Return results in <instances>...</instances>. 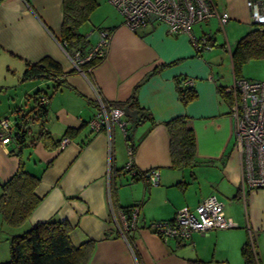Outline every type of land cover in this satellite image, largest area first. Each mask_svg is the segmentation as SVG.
I'll return each instance as SVG.
<instances>
[{"label":"crops","instance_id":"obj_1","mask_svg":"<svg viewBox=\"0 0 264 264\" xmlns=\"http://www.w3.org/2000/svg\"><path fill=\"white\" fill-rule=\"evenodd\" d=\"M211 2L218 13L226 11L228 18L223 26L214 15L196 23L201 24L198 29L191 27L193 36L205 35L213 45L200 52L186 33H170L162 22L129 29L110 5L118 16H107L105 25L81 31L87 36V51L97 43L99 30H110L104 58L88 71L73 69L59 41L62 0L0 2L1 79L16 76L13 63H18L23 73L28 63L46 57L56 61L60 71L67 72L63 82L56 86L52 79L22 77L34 83L25 88L22 97L32 100L30 95L37 89L47 94L42 120L53 137L58 138L67 128L77 129L63 146L49 149L35 140L21 149L26 166L41 175L36 191L42 199L25 228L38 221L67 220L74 243L86 239L94 242L87 264H245L241 249L246 243L257 263L264 264V187L242 190L233 118L229 103L218 90L230 86L235 76L232 73V82L227 81L221 68L219 72L214 68L226 57L232 68L230 52L253 22L247 0ZM154 68L157 71L144 79ZM180 79L181 85L190 79L196 91V98L186 105L178 97L176 80ZM138 83V102L145 115L136 111L123 115L131 140L125 139L116 123L110 125V132H92L87 121L97 110L96 92L109 103L121 102ZM20 103L9 110L0 109V119L9 117L19 106L28 110L32 105ZM182 114L194 132L197 163L177 168L171 164L164 122ZM8 122L14 127V118ZM115 129L121 132L120 139ZM130 144L134 145L131 155L127 148ZM17 146L13 139L0 142V183L17 167ZM129 159L140 172L158 169L157 183L150 184L122 169ZM210 194L223 203L224 214L234 226L194 231L183 242L173 237L164 239L147 227L151 221L171 219L183 206L193 209ZM134 204L138 207L136 227L133 233L124 232L119 208ZM0 227L6 229L1 218ZM14 230L7 239L20 233Z\"/></svg>","mask_w":264,"mask_h":264},{"label":"trees","instance_id":"obj_2","mask_svg":"<svg viewBox=\"0 0 264 264\" xmlns=\"http://www.w3.org/2000/svg\"><path fill=\"white\" fill-rule=\"evenodd\" d=\"M96 7V0H62V23L59 41L68 53L74 50H79L81 53L86 52L84 48L87 44V36L80 31V27L89 20L90 14ZM103 58L104 55H95L86 61L81 69L83 71L91 70ZM256 58H264V24L253 23V27L236 41L230 52V61L235 78H245L240 74L242 65ZM157 69H152L144 79L156 72ZM66 74L67 72L60 71L56 61L46 57L40 62L26 64L22 77L25 80L52 79L57 86L63 82L62 78ZM176 82L178 97L184 105L196 98V91L191 85H181L182 79L176 80ZM139 85L140 83L133 87L126 100L110 104L121 107L124 114L128 111H136L145 115V111L138 102ZM227 87V85L218 87V90L229 103V113H231L230 106L233 103V95L231 91L226 89ZM42 94L47 96L39 89L31 93L32 105L28 110L19 106L12 111L14 127H10L8 141L13 139L18 145L19 150L15 152L18 156V164L11 176L0 183V218L5 225L12 227L24 224L42 199V196L36 191L41 175L34 168L26 166V162L21 156V149L32 145L35 140H40L46 148H57L62 138H70L77 131L75 128H67L58 138L51 135L43 126L42 119L46 112L47 103L40 104L38 102V98ZM39 120L42 123L35 136L33 134L35 132L28 124ZM164 125L169 134V154L172 166L184 168L195 165L197 163L195 136L193 130L187 125L186 115H176L166 120ZM33 136H35L34 140L32 139ZM125 139L131 140L127 129ZM130 147L133 152L134 145L130 144ZM122 169L125 168L122 167ZM143 173L144 171L137 170V176L142 177ZM134 206L137 204L123 206L119 210L129 220ZM121 229L124 231L123 227ZM71 231L72 226L67 220L38 221L22 232L9 236V258L0 264H87L94 249V242L91 239H86L81 243H74L71 239ZM241 252L245 264H258L249 243L244 244Z\"/></svg>","mask_w":264,"mask_h":264},{"label":"built area","instance_id":"obj_3","mask_svg":"<svg viewBox=\"0 0 264 264\" xmlns=\"http://www.w3.org/2000/svg\"><path fill=\"white\" fill-rule=\"evenodd\" d=\"M109 2L122 16L123 23L129 29L135 30L147 23L162 22L170 33H186L198 52L202 49L210 50L213 45L205 35L199 38L193 36L191 27L207 21L214 15L218 16L223 26L228 18L226 11L218 13L215 10L211 0H109ZM247 5L251 22L264 24V0H247ZM109 38L110 31L101 29L98 41L92 48L84 53L79 50L67 52L73 69L81 71V66L91 57L104 55ZM184 84L190 85L191 80H186ZM226 89L233 95L230 114L233 118L235 146L241 160L242 190L264 187V81L234 77L232 84ZM95 100L97 110L87 121L89 129L92 132L101 130L110 132V125L116 123L126 134L128 121L123 118V109L105 101L99 91L96 92ZM38 102L46 104L48 97L42 94ZM9 131L8 117L0 119V142H8ZM67 141L68 137L62 138L59 147ZM127 148L128 154L131 155V147ZM124 168L132 176H137V170L130 159ZM141 176L150 184H155L158 181V169L146 170ZM119 214L124 231L133 232L138 219V207L132 208L129 220L122 211H119ZM234 225L235 223L224 214L223 203L214 194H210L193 209L183 206L175 212L173 219L151 221L147 227L164 239L173 237L183 242L190 239L194 231L207 232Z\"/></svg>","mask_w":264,"mask_h":264},{"label":"rangeland","instance_id":"obj_4","mask_svg":"<svg viewBox=\"0 0 264 264\" xmlns=\"http://www.w3.org/2000/svg\"><path fill=\"white\" fill-rule=\"evenodd\" d=\"M96 1L98 4L97 7L90 15L89 20L80 27V31L88 30L89 32L93 28L105 25V22H106L105 18H107V16L108 17L114 16V15L118 16V12L112 6H110L111 4H109L108 0H96ZM199 26H201V24L193 25L192 29L193 30L198 29ZM217 34H221V31H217ZM13 65L16 66V68L12 67V69L15 70V75H16L15 77L7 76V78L3 80L1 79L3 77L0 76V85H2L0 87V109H3V108L7 110H9V108L12 109L19 100L21 102L20 104L23 106H26L27 104H32L31 99H26V97H22V96H24L23 93L25 92L24 91L25 88L34 83L30 81L27 82V81L22 80L23 73H21V68L19 67V64L13 63ZM219 67L222 70L221 73L225 76L224 78L227 77L228 78L227 81L229 80L232 82L233 71H232V68L229 62V58L226 57L223 59V62L221 64L214 65V68L216 69L217 72H219L220 70ZM240 74L245 77L264 81V58H259V59L256 58V59H251L247 61L246 63L242 65ZM15 80L17 81L15 82ZM47 85L49 87L50 83ZM42 88H45L47 91L51 92V89L46 88V86L44 85L42 86ZM13 118L14 116L12 115V113H10L9 118H8L9 121H12ZM41 123H42L41 120L36 121V122H31L29 123V126L31 127L32 131H36L40 127ZM127 131L129 132V128H127ZM115 133L117 135V138L120 139L121 132L118 129H115ZM25 223L20 226H16V227L5 225L6 229H4V227H0V262H4L8 260L9 258L8 239H7L9 233L14 232L15 231L14 228H17L20 230V232H22L23 230L26 229ZM7 227L9 229H7Z\"/></svg>","mask_w":264,"mask_h":264}]
</instances>
